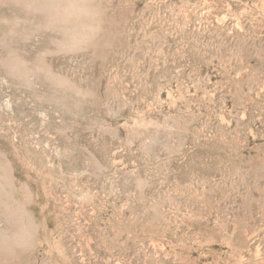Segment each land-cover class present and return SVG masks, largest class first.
<instances>
[{
  "label": "rangeland",
  "instance_id": "rangeland-1",
  "mask_svg": "<svg viewBox=\"0 0 264 264\" xmlns=\"http://www.w3.org/2000/svg\"><path fill=\"white\" fill-rule=\"evenodd\" d=\"M0 264H264V0H0Z\"/></svg>",
  "mask_w": 264,
  "mask_h": 264
}]
</instances>
